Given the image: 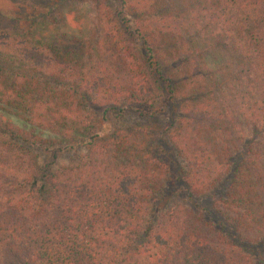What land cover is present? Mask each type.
Returning <instances> with one entry per match:
<instances>
[{
    "label": "trees",
    "instance_id": "1",
    "mask_svg": "<svg viewBox=\"0 0 264 264\" xmlns=\"http://www.w3.org/2000/svg\"><path fill=\"white\" fill-rule=\"evenodd\" d=\"M76 1L0 28V264H264V0Z\"/></svg>",
    "mask_w": 264,
    "mask_h": 264
},
{
    "label": "rangeland",
    "instance_id": "2",
    "mask_svg": "<svg viewBox=\"0 0 264 264\" xmlns=\"http://www.w3.org/2000/svg\"><path fill=\"white\" fill-rule=\"evenodd\" d=\"M34 3H30L32 7L36 8L35 22L40 20H48L55 22L54 25L63 27L71 32L79 33L78 29L81 25H85L84 28L87 29V19L89 15L88 7L84 4L77 2L76 0L64 1L57 0V2L52 3L55 0H32ZM23 0H0V28H7L11 30H16L25 28L27 25L25 16L22 17L24 12L20 10V5ZM25 5V4H23ZM26 6V5H25ZM52 7L51 14L53 17L44 15V8ZM71 12L73 17H66V14ZM21 14V15H20ZM29 14L26 12V15ZM44 16L42 19L41 17ZM84 21V22H82ZM76 33V34H77ZM135 119L129 116L122 124H131Z\"/></svg>",
    "mask_w": 264,
    "mask_h": 264
}]
</instances>
